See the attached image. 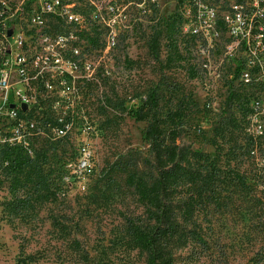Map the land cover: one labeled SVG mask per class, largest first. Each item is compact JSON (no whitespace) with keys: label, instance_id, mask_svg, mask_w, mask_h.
<instances>
[{"label":"rangeland","instance_id":"374dc122","mask_svg":"<svg viewBox=\"0 0 264 264\" xmlns=\"http://www.w3.org/2000/svg\"><path fill=\"white\" fill-rule=\"evenodd\" d=\"M107 1L84 0L79 10L90 21L75 26L39 25L26 0H0L7 8H0V72L10 76L9 89L0 87V149L19 143L30 155L18 175V194L30 201L20 213L4 209L11 178L0 166V264H145L129 233L145 205L128 175L149 170L148 122L132 112L152 91L166 143L176 128L177 142L216 172L217 199L196 215L203 241L177 245L175 264H264L263 41L254 40L252 25L225 20L220 0L205 1L218 10L211 20L194 6L158 0L148 14L136 5L122 15L115 9L111 26L91 21ZM171 24L183 55L173 64L166 60ZM156 35L157 56L149 45ZM53 50L79 54L71 74L40 73L56 64ZM19 58L27 60L24 73ZM17 92L30 99L26 110ZM13 104L16 118L8 114Z\"/></svg>","mask_w":264,"mask_h":264},{"label":"trees","instance_id":"16d2710c","mask_svg":"<svg viewBox=\"0 0 264 264\" xmlns=\"http://www.w3.org/2000/svg\"><path fill=\"white\" fill-rule=\"evenodd\" d=\"M175 29L176 25L171 24L166 57L169 64L183 58L173 38ZM158 37L156 35L149 43L156 56L160 44ZM190 72L196 76L193 67ZM233 97L234 92H230L229 98ZM157 108V93L152 91L143 106L132 112L136 119L148 122L143 137L149 152L144 164L149 170L140 172L134 169L128 175V180L145 205L144 216L129 221V233L134 245L145 253V264H175L174 249L177 245L189 238L203 241L197 229L196 215L204 210L206 204L217 199L216 172L205 169L198 159V150H191L177 142L179 131L176 128L171 130L170 141L166 143L164 120L156 114ZM176 116V112L168 114L174 127L177 125ZM29 162L30 155L23 144H6L0 149V166L11 178V197L4 207L10 213H20L30 204L28 197L18 194L21 184L18 175L25 171ZM185 183L191 184L194 191L182 196L179 189Z\"/></svg>","mask_w":264,"mask_h":264},{"label":"built area","instance_id":"2783aa9c","mask_svg":"<svg viewBox=\"0 0 264 264\" xmlns=\"http://www.w3.org/2000/svg\"><path fill=\"white\" fill-rule=\"evenodd\" d=\"M84 0H26L27 4L31 8V22H36L39 25L48 23L50 19H53L54 22L63 24L69 23L72 25H80L82 22L90 21L89 15L84 16V11H80L79 7L83 4ZM205 1H218V0H178L180 8L183 10L190 9L191 6H194L200 11V17L207 19H215L218 15V10L214 3L207 4ZM158 0H109L106 3L96 5V10L93 13L91 21L94 22L102 21L106 22L107 26L114 24L119 15H122L130 6L136 5L143 14L149 13L152 8L157 4ZM93 3V2H92ZM94 4V3H93ZM220 4H224L227 12L224 14V19L227 21H236L240 25H252V32H254V40L260 39L261 43H264V30H262V19L264 20V0H220ZM95 6V4H94ZM222 7V5H220ZM2 7V8H1ZM0 8L2 12H5L7 8L0 3ZM205 8V10H204ZM115 9H120L121 12L119 15L115 12ZM155 9V8H154ZM114 13V15H113ZM112 14L113 18L109 16ZM82 25V24H81ZM260 25V27L258 26ZM256 26H258L256 28ZM33 34V31H31ZM70 33L67 32L63 35H60L61 39H67V35ZM71 36L72 33H71ZM264 50V48H263ZM262 50V51H263ZM56 55V64H51L47 68H42L40 71L41 74L46 72L50 73L52 71L59 74H71V72L77 67L76 59H78L79 54L68 53V52H59L58 50H53ZM52 52V53H53ZM19 57V55H18ZM20 59V71L25 72L26 66L28 65L26 58ZM53 75V72H52ZM50 87H52L51 78L47 80ZM10 76L8 70H2L0 72V87L2 89H9L10 87ZM17 98H20L22 103H27V100H30L25 94L23 95L20 92L16 93ZM20 106V103H19ZM28 107V103H27ZM18 105H11L8 108V114L16 118L17 117ZM21 109L22 104H21ZM26 110V109H25ZM22 127V126H21ZM19 128L18 132H21L22 128ZM60 132H64L62 129Z\"/></svg>","mask_w":264,"mask_h":264},{"label":"water","instance_id":"95a60500","mask_svg":"<svg viewBox=\"0 0 264 264\" xmlns=\"http://www.w3.org/2000/svg\"><path fill=\"white\" fill-rule=\"evenodd\" d=\"M7 35L8 36H10L11 35V31H9L8 33H7ZM13 106V105H12ZM22 108L25 110V109H27V103H22Z\"/></svg>","mask_w":264,"mask_h":264}]
</instances>
